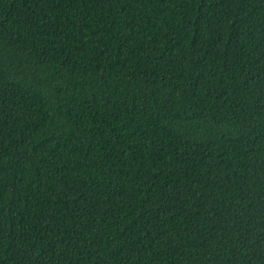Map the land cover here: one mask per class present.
<instances>
[{
	"label": "trees",
	"instance_id": "16d2710c",
	"mask_svg": "<svg viewBox=\"0 0 264 264\" xmlns=\"http://www.w3.org/2000/svg\"><path fill=\"white\" fill-rule=\"evenodd\" d=\"M0 264H264V0H0Z\"/></svg>",
	"mask_w": 264,
	"mask_h": 264
}]
</instances>
